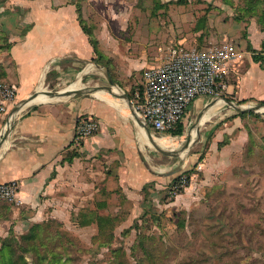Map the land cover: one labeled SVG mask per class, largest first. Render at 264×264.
Listing matches in <instances>:
<instances>
[{
    "label": "crops",
    "instance_id": "1",
    "mask_svg": "<svg viewBox=\"0 0 264 264\" xmlns=\"http://www.w3.org/2000/svg\"><path fill=\"white\" fill-rule=\"evenodd\" d=\"M11 2L15 7L0 14L2 28L13 41L2 80L16 87L17 98L8 104V111H0V183L17 181L23 203L32 202L38 214L44 190L56 186L63 173L94 176L97 182L81 179L79 185L83 189L91 184L92 194H99L96 209L108 207L106 195L115 194L117 187L124 196L133 198L142 196L150 186L160 191L172 180L176 184L180 167L164 156L177 158L181 154H165L156 147L160 153H155L151 137L133 111L143 87L135 88L130 77L135 73L134 81L144 84L145 69L158 65H149L146 48L124 54V71L117 72L104 58L98 59L86 30L89 25L76 2ZM249 3L242 5L241 17L235 13L228 18L225 11L215 19L208 13L206 27L199 26L195 32H205L206 38L234 40L241 51L229 75L227 100L199 96L189 109V113H196L199 141L208 140L207 156L199 168L212 178L224 173L232 192L238 181L240 192L251 179L264 182V0ZM243 32L247 35L242 36ZM107 55L105 58H110ZM125 78L130 82H124ZM52 84L58 87L56 92L86 91L45 93ZM34 93H45L48 98L31 100L10 114ZM234 104L259 107L239 110ZM88 116L99 121V129L76 147L77 125ZM5 125L9 129L4 130ZM151 132L153 136L156 133Z\"/></svg>",
    "mask_w": 264,
    "mask_h": 264
},
{
    "label": "rangeland",
    "instance_id": "2",
    "mask_svg": "<svg viewBox=\"0 0 264 264\" xmlns=\"http://www.w3.org/2000/svg\"><path fill=\"white\" fill-rule=\"evenodd\" d=\"M69 1L81 6L104 61L117 72L124 71V54L144 47L149 65H156L175 45L220 44L219 36L195 34L199 26L206 27L208 13L215 19L225 11L228 18L235 13L241 17L243 7L250 4L249 0H58ZM12 7L11 0H0V14ZM12 42L0 20V79L10 62ZM135 75L130 77L135 88L143 87L134 81ZM57 88L52 84L46 90ZM197 123L196 113L188 111L182 135L154 133L160 147L185 152L177 158L164 156L180 167L177 176L184 181L179 188H173L172 180L166 189L150 186L142 196L127 198L117 187L115 194L106 195L108 207L96 209L99 194H92L91 184L83 189L79 185L81 179L97 182L94 176L63 173L56 186L44 190L39 214L32 202L0 198V264H264V182L251 179L240 192L238 181L232 192L224 173L217 178L204 173L199 164L207 156L208 140L199 141L196 131L192 136ZM153 149L158 152L154 145ZM102 216L112 219L103 220L100 232Z\"/></svg>",
    "mask_w": 264,
    "mask_h": 264
},
{
    "label": "built area",
    "instance_id": "3",
    "mask_svg": "<svg viewBox=\"0 0 264 264\" xmlns=\"http://www.w3.org/2000/svg\"><path fill=\"white\" fill-rule=\"evenodd\" d=\"M241 56L234 40L222 41L209 47H170L162 63L145 69L143 89L134 105L142 122L156 133L170 132L189 111L195 99L207 96L212 100H227L229 75ZM17 89L0 79V111H8L15 103ZM8 125H6L7 127ZM99 129V121L88 116L77 125L73 144L78 147ZM183 177L173 188L183 185ZM19 183H0V198L19 197Z\"/></svg>",
    "mask_w": 264,
    "mask_h": 264
},
{
    "label": "water",
    "instance_id": "4",
    "mask_svg": "<svg viewBox=\"0 0 264 264\" xmlns=\"http://www.w3.org/2000/svg\"><path fill=\"white\" fill-rule=\"evenodd\" d=\"M111 83H114V81L111 80ZM107 87H110V86H107ZM84 91H86V90H84V89H79V90H65V91H61V92H53V93L56 94V95H68V94H71V93L84 92ZM89 91H93V90H92V89H89ZM44 92L47 93V94H52V92H50V91H44ZM37 95H38V93H34V94L31 95L28 99H25V100L21 101L16 107H14V108L11 110V113H10V114L12 115V114H14L15 112H17V111L22 107V105H24L25 103L31 101V100L34 99ZM132 106H133V105H132ZM234 106H235L236 109H239V110H242V109H253V110H254V109H258V107H259L258 105L253 106V107H240V106L235 105V104H234ZM133 111H134V113H136V112H135V109H134V106H133ZM141 123L144 125L146 131L148 132L149 136L151 137L154 146H155L159 151H161V152H163V153H165V154H170V155H176V154H179V151H178V150H174V149H173V150H172V149H165V148H162V147H160L159 145H157L156 142H155V140H154V136H153V134H152L150 128H149L147 125H145L143 122H141ZM9 126H10V124H9ZM6 130H7V129H6ZM5 134H6V131H5Z\"/></svg>",
    "mask_w": 264,
    "mask_h": 264
},
{
    "label": "trees",
    "instance_id": "5",
    "mask_svg": "<svg viewBox=\"0 0 264 264\" xmlns=\"http://www.w3.org/2000/svg\"><path fill=\"white\" fill-rule=\"evenodd\" d=\"M181 1V0H180ZM90 27H86V30L88 31L89 35H90V41L94 47V50L96 51V53L98 54V59L103 58V55L100 51V49L98 48L97 45V39L95 36H93V32L91 29H89ZM184 117L182 119H180V121L177 123V125L170 131V133H172L173 135H182L184 133V121H183ZM191 176V175H189ZM178 178V177H177ZM102 221L100 220L98 222V228L99 231L101 232L102 230V225H103V220L105 223H107V221L109 220L111 222L110 219H112L111 217H107V216H102ZM110 218V219H109ZM39 255V254H38ZM47 256H49L48 252H47Z\"/></svg>",
    "mask_w": 264,
    "mask_h": 264
},
{
    "label": "bare ground",
    "instance_id": "6",
    "mask_svg": "<svg viewBox=\"0 0 264 264\" xmlns=\"http://www.w3.org/2000/svg\"><path fill=\"white\" fill-rule=\"evenodd\" d=\"M114 89L116 90V92L121 93L119 87H115ZM40 94H43V95H44L45 93H40ZM43 100H46V99H42V98H40L38 95H37L34 99H32V101H34V102H35V101H43ZM224 101H225V100L220 99V102H224ZM207 117H208L207 115L204 116V117L202 118V122H204V121L207 119ZM194 128H195V127H194ZM194 128H193L192 136H193L194 132L196 131V128H195V129H194ZM154 137H155V136H154ZM184 153H185V152H182L181 154L184 155Z\"/></svg>",
    "mask_w": 264,
    "mask_h": 264
}]
</instances>
